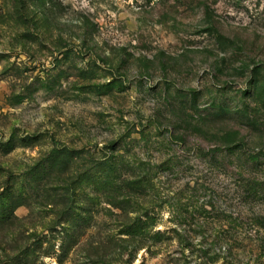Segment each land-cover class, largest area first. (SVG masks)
I'll list each match as a JSON object with an SVG mask.
<instances>
[{"label":"rangeland","instance_id":"obj_1","mask_svg":"<svg viewBox=\"0 0 264 264\" xmlns=\"http://www.w3.org/2000/svg\"><path fill=\"white\" fill-rule=\"evenodd\" d=\"M0 264H264V0H0Z\"/></svg>","mask_w":264,"mask_h":264},{"label":"trees","instance_id":"obj_2","mask_svg":"<svg viewBox=\"0 0 264 264\" xmlns=\"http://www.w3.org/2000/svg\"><path fill=\"white\" fill-rule=\"evenodd\" d=\"M117 165H113V166H111V171H110V174H113L114 173V171H115V169L117 168L116 167ZM108 177H110V175L108 176V175H105V176H103L102 177V179L100 180V181H102L103 179V181H107L109 178ZM98 178H100V177H98Z\"/></svg>","mask_w":264,"mask_h":264}]
</instances>
